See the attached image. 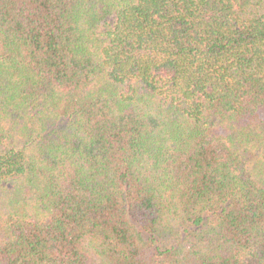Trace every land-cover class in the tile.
<instances>
[{
	"label": "trees",
	"instance_id": "trees-1",
	"mask_svg": "<svg viewBox=\"0 0 264 264\" xmlns=\"http://www.w3.org/2000/svg\"><path fill=\"white\" fill-rule=\"evenodd\" d=\"M0 264H264V0H0Z\"/></svg>",
	"mask_w": 264,
	"mask_h": 264
}]
</instances>
